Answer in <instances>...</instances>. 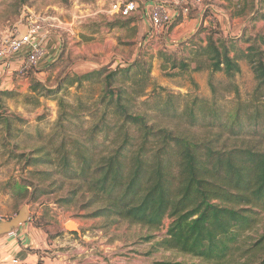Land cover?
<instances>
[{"label":"trees","instance_id":"16d2710c","mask_svg":"<svg viewBox=\"0 0 264 264\" xmlns=\"http://www.w3.org/2000/svg\"><path fill=\"white\" fill-rule=\"evenodd\" d=\"M256 6L254 15L264 20V15H259L264 1ZM206 10L204 17L208 16ZM241 10L237 15L242 14ZM177 23L171 24L168 33ZM215 34L209 28L205 42L195 47L194 57L204 58L212 74H223L228 80L226 92L237 98L238 89L232 80L241 72L239 62L245 61L256 82L251 105H240L224 120L214 100L197 97L181 110L173 103L179 98L161 97L156 110L160 115L185 121L190 128L204 124L228 139L264 144V37L247 40L249 46L241 50L222 38L214 39ZM145 56L138 55L132 63L114 69L102 67L67 77L52 92L47 91L54 96L58 122L62 123L77 117L66 111L72 109L71 105L56 98L62 87L101 85L97 106L110 109L116 119L112 130L118 146L111 153L96 159L81 142L62 138L51 152L21 155L17 157L19 163L23 169L31 168L29 175L37 176L38 183H48L39 196L51 194L55 186L62 190L65 184L71 189L58 202L69 205L79 194L88 196L86 206H96L89 217L125 221L149 232L158 231L164 220H169L165 237L157 246L196 262L158 264H264V234L256 239L244 235L256 230L264 219V149L247 143L220 149L215 139L197 142L156 125L149 115L134 113L136 105L148 104L149 93L155 98L160 96L151 78L155 58ZM156 58L161 62L160 71L168 78L174 74L168 71L184 72L189 68L187 61L177 60L173 52H159ZM193 70L198 73L202 67L195 63ZM40 88L45 90L40 83L33 84L31 93L39 96ZM210 90L214 96L213 84ZM9 121V116L0 113L1 123L9 126ZM41 166L50 171H36ZM20 186L25 193L33 184L25 181ZM152 239L147 236L145 241Z\"/></svg>","mask_w":264,"mask_h":264},{"label":"rangeland","instance_id":"374dc122","mask_svg":"<svg viewBox=\"0 0 264 264\" xmlns=\"http://www.w3.org/2000/svg\"><path fill=\"white\" fill-rule=\"evenodd\" d=\"M113 1L116 0H0V42L9 38L17 23L30 14L54 18L55 28H48L49 36L59 40L53 59L47 64L37 65L26 76L15 72L16 66L13 63L17 59L0 62V66L5 65L0 73V113L10 117L9 126L0 122V179L11 178V196L9 201L0 206V215L4 222L8 221L26 206L29 218L33 214L32 224L49 229V238H56L59 229L69 233L78 232L82 225V230L88 232L87 235L94 239V243L106 246V250H100L99 246V264H158L165 261L194 263L196 261L189 256L157 246L165 237L169 220H164L158 231L149 232L125 221L89 217L96 206H86L88 196L85 194H79L69 205L58 202L71 189L67 184L62 190H57L55 186L51 194L39 196L48 183L41 184L37 182V176L30 177L31 168L23 169V164L19 163L17 157L39 150L51 152L62 138L81 142L96 159L111 153L118 146L115 131L112 130L116 119L111 116L110 109L104 110L100 105L97 106L101 85L84 84L79 89L62 87L56 98L71 105L72 109L66 111L77 115L62 123L58 122L59 109L53 101L54 96L47 91L52 92L67 77L102 67L114 69L119 65H127L138 55L155 58L151 78L163 92L159 88L156 90L160 94L158 98L149 93L148 104L136 105L134 113L149 115L156 125L168 127L197 142L215 139L220 149L238 147L243 143L264 149V144L255 140L228 139L227 135L220 136L217 131L204 124L190 128L185 121L160 115L156 110L157 103H162V100H158L161 97L179 98L173 102L179 110L197 97L214 100L221 111V119L224 120L225 115H230L240 105V108H245L246 104L251 105L256 82L245 61L239 62L241 72L232 80V84L238 89L237 98L231 92H226L228 80L223 74H212L208 62L202 57L195 58L194 53L195 47L205 42L209 28L216 32L214 39L222 38L228 45L231 42L241 50L249 46L247 40L257 36L264 37V20L254 15L259 7L256 6L257 2L261 0H210L212 8H207V19L200 26L195 27L191 34L175 36L179 34V29L173 38L170 34L165 43L148 40L149 27L144 28L140 15L134 14L126 19L112 15L110 5ZM127 1L137 2L140 6L144 0ZM206 4L207 0H204L202 10L206 9ZM239 10L243 16L234 19L233 15ZM260 11L259 15H264V7ZM163 51L175 53L177 60L185 59L189 64L187 71H168L167 73L174 74L170 78L166 77L160 71L161 62L156 58ZM195 63L202 67L201 72L195 73ZM35 83H40L45 89L40 88L39 96L31 93V86ZM210 84L216 88L214 96ZM246 111L249 109L246 108ZM36 171H50V168L41 166ZM52 180L53 178L49 181ZM25 181L32 182L33 186L23 193L20 182ZM36 197L38 198L34 201L33 198ZM69 223L74 224L75 228L66 229ZM262 234L264 219L256 230L244 235L256 239ZM147 236H153V239L147 242Z\"/></svg>","mask_w":264,"mask_h":264},{"label":"crops","instance_id":"0c3cea01","mask_svg":"<svg viewBox=\"0 0 264 264\" xmlns=\"http://www.w3.org/2000/svg\"><path fill=\"white\" fill-rule=\"evenodd\" d=\"M156 2L157 0H144L135 13L140 15L139 17L145 25L144 28L149 27L148 13ZM209 3L212 4L210 0H207L206 9L212 8ZM201 8L191 7L186 18H177L175 21L178 23L168 33V38L170 34L173 38L179 29V34L175 36L191 34L195 27L200 26L201 22L207 19L203 16L206 9L202 10ZM139 11L140 13H138ZM242 16V14H235L233 18L238 19ZM51 36H48L44 42L46 54L38 65L49 63L55 55L54 51L59 46V40ZM19 56L21 57L23 54ZM11 59H17L13 63L16 66L18 57ZM2 68H5V65L0 66V73L3 72ZM10 180V177L0 179V206L10 199ZM32 218L33 214L30 215L25 224L19 226L14 232L0 237V264H11L14 259L18 260V264H99L100 259L97 256L99 246L100 250L101 248L106 250V246L94 243V239L87 235L88 232L85 229L82 230V225H80L78 232L69 233L65 232L64 229H59L56 238H49L51 235L49 229L34 226Z\"/></svg>","mask_w":264,"mask_h":264},{"label":"built area","instance_id":"2783aa9c","mask_svg":"<svg viewBox=\"0 0 264 264\" xmlns=\"http://www.w3.org/2000/svg\"><path fill=\"white\" fill-rule=\"evenodd\" d=\"M204 0H157L148 13L149 31L148 40L166 42L168 29L179 17L186 18L191 7L203 6ZM139 10V5L134 1L116 0L110 5V12L120 18H129ZM56 20L50 16L28 15L25 20H20L14 27L9 38L0 42V62L18 57L15 72L26 76L37 67L44 58L46 49L44 42L50 34L48 28H55ZM23 54V56H19ZM4 221L0 215V223ZM11 264H18L14 259Z\"/></svg>","mask_w":264,"mask_h":264},{"label":"water","instance_id":"95a60500","mask_svg":"<svg viewBox=\"0 0 264 264\" xmlns=\"http://www.w3.org/2000/svg\"><path fill=\"white\" fill-rule=\"evenodd\" d=\"M29 219V213L26 206H23L15 217L8 221L0 223V237L14 232L19 226L25 224ZM67 229V227H66Z\"/></svg>","mask_w":264,"mask_h":264},{"label":"bare ground","instance_id":"6f19581e","mask_svg":"<svg viewBox=\"0 0 264 264\" xmlns=\"http://www.w3.org/2000/svg\"><path fill=\"white\" fill-rule=\"evenodd\" d=\"M67 229H74L75 228V225L72 224V223H69L66 225Z\"/></svg>","mask_w":264,"mask_h":264}]
</instances>
